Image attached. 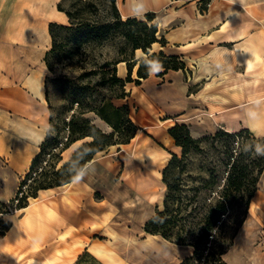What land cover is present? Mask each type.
Returning <instances> with one entry per match:
<instances>
[{
	"label": "rangeland",
	"instance_id": "obj_1",
	"mask_svg": "<svg viewBox=\"0 0 264 264\" xmlns=\"http://www.w3.org/2000/svg\"><path fill=\"white\" fill-rule=\"evenodd\" d=\"M59 1L0 0V39L8 48L21 50V59L25 58V50L32 54L33 61L28 67L25 66L24 73L42 74L44 92L47 90L48 96L45 110L48 115L46 122H44L42 110L34 114L16 111V106L20 103H28L27 106L31 107V101L32 105H38L33 94L23 90L26 87L25 80L15 84L8 81L6 96L0 97V202L5 203L2 208L7 210L5 214L0 212V217L10 220L11 226L13 225L11 230L6 232L7 235L5 233L6 236L0 239V251H2L0 264H178L191 252V247L180 246L162 237H155L153 250L146 252L141 248V245L151 238L143 231V225L147 217L155 212L158 204L153 201L148 202L145 195L137 188L131 189L133 180L127 179L126 169L121 163V157L125 160L127 167L132 160L138 161L140 140L123 146L124 151L119 154L116 153V149L119 148L115 146L113 150L106 148L102 154L95 157L102 166L111 169L110 176L105 175L100 178L99 190L94 180L92 182L76 180L74 183L56 187L54 191L40 190L35 198H28L30 207L25 212L16 211L15 204L10 201L16 195L18 185L28 170L29 163L26 162V157L29 155L33 157L39 150L36 148V143L41 133L46 134L49 128L50 113L54 124L61 127L63 120L68 121L71 114L77 112L76 105L71 108L72 80H76L77 76L83 72L96 70V74L86 75L80 81L81 83L89 82L90 85L89 89L78 90L79 97L85 102L98 104L102 97L109 96L112 92L108 87H98V68L117 56V40L115 39L102 44L95 42L80 47L62 44L48 56L50 67L46 66L44 56L51 47V39L47 33L49 22L68 24L65 13L57 9ZM116 1L119 10L126 13L132 12L134 14L132 16L139 20L145 19L144 14L148 11H144L142 0ZM209 2L210 0H202L200 7L206 9ZM233 6L236 7L235 4L231 7ZM246 10L257 17V25L264 35V2L256 6L247 4ZM155 12L153 21L157 23L159 37L175 26L174 21L161 25V20L165 21L167 13L174 16V8L170 4ZM177 46L169 44L162 47L156 42L149 52H158L162 49L166 54H177L174 53ZM15 56L18 59L17 53ZM135 56L146 57L147 54L137 49ZM181 59L185 60L184 57ZM184 63L185 69L180 70L188 78L192 76L191 66L190 63L185 61ZM152 69L155 75L162 74L163 69L160 66H154ZM135 70L136 66L133 69L132 78H136ZM117 74L125 78V64L121 62L117 64ZM165 82L164 79L158 80L157 85ZM133 84L137 86L134 82ZM198 85L199 83L192 84L189 89L194 90ZM20 90L27 96L26 99L20 97ZM127 100H130L129 116L137 125L151 123L145 111L152 108L155 110L156 114L153 118L158 127L152 131L156 134L153 146L161 155H169L168 147L163 148L157 139H162V132L166 131L165 127L174 120V103L155 104L139 87H135L133 95ZM121 101L122 99H113L116 104ZM87 116L97 126L104 130L108 129L94 113H89ZM163 119L164 122L161 123ZM147 128L152 130L151 127ZM157 129H161V132ZM60 134L65 136L66 130L62 128ZM142 136L148 138L149 134L144 132ZM163 141L175 149L172 144L166 142V138ZM81 142L77 141L64 150L62 157L67 159ZM14 158L16 163L13 162ZM200 159V155L197 154L189 157L193 166H197ZM143 165L146 164L143 163ZM151 169L156 172L155 167ZM152 180L154 183L155 180L153 178ZM154 190L158 191V185L154 186ZM62 195L67 196L71 202H63ZM47 196L56 202V207L51 206ZM103 210L108 212L104 214ZM90 221H97L99 224H94L90 228ZM256 223L252 216V209L249 208L246 216L247 225L241 228V231L239 228L233 241L235 245L233 244L234 246L229 248L224 256L229 264L238 260L240 251L247 252L251 258L250 263L258 261L256 258L260 255V251H264V247H261L264 228L256 227L255 230L252 229L253 231L246 229L247 226L250 227ZM245 236L250 238V242H243ZM46 238L49 240L45 241ZM91 245H100L113 258L104 260L93 255L88 250Z\"/></svg>",
	"mask_w": 264,
	"mask_h": 264
},
{
	"label": "trees",
	"instance_id": "obj_2",
	"mask_svg": "<svg viewBox=\"0 0 264 264\" xmlns=\"http://www.w3.org/2000/svg\"><path fill=\"white\" fill-rule=\"evenodd\" d=\"M57 9L65 13L68 24L49 22L51 47L44 56L46 66L50 67L48 56L62 44L80 47L115 39L117 56L98 68V87H108L112 92L98 104L85 102L78 90L89 89L90 85L80 81L86 75L96 74V70L83 72L72 80L71 108L76 105L77 112L68 121L63 120L61 127L54 124L50 113L49 128L39 150L32 157L16 195L10 199L16 208L28 205V198H35L40 190L70 183L96 153L111 145L126 144L134 137L138 126L129 116L128 103H113V99L128 95L126 83L140 84L153 66H160L161 73L186 67L178 54H166L162 49L149 52L153 43L162 47L167 43L164 35L158 37L154 11L146 12L144 20L135 16L123 18L116 0H60ZM137 49L147 56L136 57ZM120 62L126 67L125 78L117 74ZM135 66L136 78H132ZM45 99L48 102L47 90ZM89 113L106 122L111 131H103L91 122ZM62 128L66 130L65 136L60 134ZM167 132L181 151L171 153L161 170L164 195L145 221L143 231L191 247V252L178 264H229L224 255L246 219L264 172V155L255 151L257 145L264 146V137L254 135L246 127L236 131L220 127L212 134L194 138L183 123L173 124ZM77 141L82 142L64 159L62 152ZM192 154L201 157L197 166L189 161ZM4 206L0 202L2 214L7 213ZM10 227L11 221L0 217V236Z\"/></svg>",
	"mask_w": 264,
	"mask_h": 264
},
{
	"label": "crops",
	"instance_id": "obj_3",
	"mask_svg": "<svg viewBox=\"0 0 264 264\" xmlns=\"http://www.w3.org/2000/svg\"><path fill=\"white\" fill-rule=\"evenodd\" d=\"M262 2L264 0H210L206 9H203L200 7L202 0L141 1L144 11L155 12L170 4L173 6L174 16L172 17V14L167 13L165 21L161 20V25H167L174 21L175 26L165 31L163 35L167 41L166 45H178L174 53L181 54V57L185 58L183 61L190 63L192 71V76L186 78L184 72L180 69L168 70L161 75H155L153 69H151L148 77L141 79L140 84L137 86L133 82L126 83L125 89L130 96L118 98L122 99L119 104L113 102L115 105L123 103L130 105V100L127 99L131 98L135 87H139L155 104L162 102L174 103V120L165 127L166 131L162 132V139H157L163 148L168 147L169 155H161L153 146L156 134L152 131H155V128L158 127L153 118L156 114L153 108L148 111L144 110L151 123L137 125L133 121L138 129L128 143L108 147L113 150L117 146L116 148L119 149H116V153L119 154L124 151L123 146L140 140L138 161L132 160L127 167L125 160L121 157V163L126 169L127 179L133 180L131 189L137 188L145 195L148 202L153 201L155 204H160L159 202H161L165 190L161 181V170L171 153L180 154L181 151V148L174 143L173 138L167 132V129L173 124L183 123L187 125L190 135L194 138L212 134L220 127L228 131H236L246 127L254 135L264 137V35H262L260 27L257 25V17L246 10L247 4L256 6ZM232 4H235L236 7H231ZM119 11L123 17L134 15L132 12ZM16 53L20 58L18 56V59H16ZM25 53V58L21 59V50L8 48L6 43L0 39V97L6 96L8 81L15 84L18 81L21 83L25 80L27 88L25 87L23 90L30 91L38 105H32L31 101V107L27 106L28 103H20L16 106V111L34 114L38 110H42L44 122H46L48 115L45 111L46 99L43 75L24 73L25 66L28 67L33 61L32 54L27 53L26 50ZM14 56L15 58H12ZM121 64H124V62H121ZM163 79L166 82L157 85L158 80L163 81ZM195 83H199V85L196 89L190 90V85ZM19 95L24 99L27 97L22 90L19 91ZM98 120L108 129L104 130L98 126L99 128L106 132L111 131V127L106 122L99 117ZM163 122L164 119L161 123ZM147 127H151L152 130H148ZM157 130L161 132V129ZM144 132L149 134L148 138H143L142 133ZM44 136V132L41 133L36 148H38ZM164 138L175 149L166 145L163 141ZM102 152L103 150L96 153L93 159L86 163L81 170L84 175L80 180H77L78 182H92L94 180L96 188L100 189V178L105 175L110 176L111 171L104 165L102 166L98 159H95ZM118 161L120 163V158ZM13 162L16 163V158ZM143 163L146 165H143ZM153 167H155L156 172L151 169ZM152 178L155 180L154 183ZM75 181L76 179L68 184ZM155 185H158V191L154 190ZM52 190L54 191L55 188L43 191ZM49 196H47L48 202L52 207H56V202L50 199ZM62 198L65 203L71 202L65 195H62ZM29 207L30 203L24 207L16 208V211L25 212ZM249 208L252 209V216L257 223L250 225V227L247 226L246 229L253 231L256 227L264 228V172L260 176L258 189L250 201ZM107 212L108 210H105L103 213ZM94 224H99V222L90 221L89 227L91 228ZM245 225H247L246 219L240 227V231ZM12 227L13 225L7 232ZM6 235H3L0 239ZM249 239L248 236H245L243 242L248 243L250 242ZM48 240L45 239V241ZM233 244L235 245V243ZM233 244L231 247L234 246ZM261 247H264V237H262ZM88 250L104 260L113 258L100 245H91ZM260 252V255L256 258L258 261L255 260L256 263H250L251 258L247 252L240 251L238 260L231 264H264V251ZM0 254H2V251H0Z\"/></svg>",
	"mask_w": 264,
	"mask_h": 264
},
{
	"label": "bare ground",
	"instance_id": "obj_4",
	"mask_svg": "<svg viewBox=\"0 0 264 264\" xmlns=\"http://www.w3.org/2000/svg\"><path fill=\"white\" fill-rule=\"evenodd\" d=\"M30 160H31V156L29 155V156L26 157V161L29 162ZM149 236H151V238L148 239L144 244L141 245L142 250L146 251V252H150L151 250L154 249V247H155L154 242L155 241L153 240V238L160 237L159 235H155V234L154 235L153 234H151V235L149 234Z\"/></svg>",
	"mask_w": 264,
	"mask_h": 264
},
{
	"label": "clouds",
	"instance_id": "obj_5",
	"mask_svg": "<svg viewBox=\"0 0 264 264\" xmlns=\"http://www.w3.org/2000/svg\"><path fill=\"white\" fill-rule=\"evenodd\" d=\"M255 151L259 155H264V146L257 145ZM83 175L84 173L81 171L78 175H76L75 179L80 180Z\"/></svg>",
	"mask_w": 264,
	"mask_h": 264
},
{
	"label": "water",
	"instance_id": "obj_6",
	"mask_svg": "<svg viewBox=\"0 0 264 264\" xmlns=\"http://www.w3.org/2000/svg\"><path fill=\"white\" fill-rule=\"evenodd\" d=\"M150 51V49H148Z\"/></svg>",
	"mask_w": 264,
	"mask_h": 264
}]
</instances>
